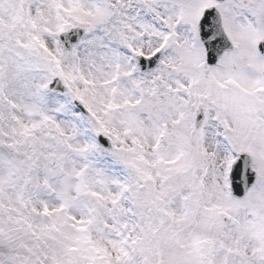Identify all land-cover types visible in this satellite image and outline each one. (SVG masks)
Listing matches in <instances>:
<instances>
[{"label":"snow or ice","instance_id":"6c2138e0","mask_svg":"<svg viewBox=\"0 0 264 264\" xmlns=\"http://www.w3.org/2000/svg\"><path fill=\"white\" fill-rule=\"evenodd\" d=\"M0 264H264V0H0Z\"/></svg>","mask_w":264,"mask_h":264}]
</instances>
